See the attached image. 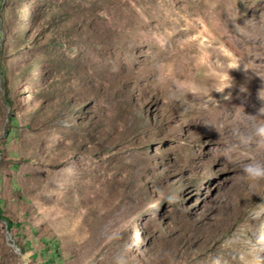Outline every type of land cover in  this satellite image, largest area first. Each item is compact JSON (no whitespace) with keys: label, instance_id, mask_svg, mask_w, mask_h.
Segmentation results:
<instances>
[{"label":"rangeland","instance_id":"rangeland-1","mask_svg":"<svg viewBox=\"0 0 264 264\" xmlns=\"http://www.w3.org/2000/svg\"><path fill=\"white\" fill-rule=\"evenodd\" d=\"M235 62L225 107L183 87ZM261 89L264 0H0V264H264L218 152Z\"/></svg>","mask_w":264,"mask_h":264},{"label":"clouds","instance_id":"clouds-1","mask_svg":"<svg viewBox=\"0 0 264 264\" xmlns=\"http://www.w3.org/2000/svg\"><path fill=\"white\" fill-rule=\"evenodd\" d=\"M239 62L229 63L227 66L212 67L207 76L210 83L193 86L184 84L183 87L193 95L220 108L223 101L232 99L231 92L226 95L225 90L234 87V80L230 71L240 67ZM245 70L248 68L244 65ZM262 78V77H261ZM221 94V100L215 99L211 93ZM241 92L246 89L241 87ZM262 102L255 115L246 114L243 107H237L232 112L233 122L230 124L229 138L218 149L219 155L225 160L241 165L242 178L247 182L249 189L254 190L260 182H264V89L258 93ZM224 106V105H223ZM225 107V106H224ZM215 264H220L219 260Z\"/></svg>","mask_w":264,"mask_h":264},{"label":"bare ground","instance_id":"bare-ground-1","mask_svg":"<svg viewBox=\"0 0 264 264\" xmlns=\"http://www.w3.org/2000/svg\"><path fill=\"white\" fill-rule=\"evenodd\" d=\"M227 58L226 55H224L221 51L219 52V54L216 56V58H211L214 64H219L222 65L224 63V59ZM252 60V58H251Z\"/></svg>","mask_w":264,"mask_h":264},{"label":"trees","instance_id":"trees-1","mask_svg":"<svg viewBox=\"0 0 264 264\" xmlns=\"http://www.w3.org/2000/svg\"><path fill=\"white\" fill-rule=\"evenodd\" d=\"M0 217H1V212H0ZM6 220L8 221V225L12 224V222L8 218H6Z\"/></svg>","mask_w":264,"mask_h":264}]
</instances>
